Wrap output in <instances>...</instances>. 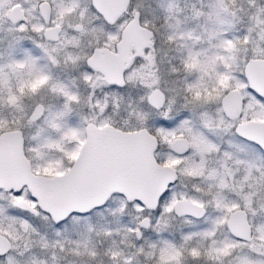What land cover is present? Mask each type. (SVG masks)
Segmentation results:
<instances>
[{
	"label": "snow or ice",
	"instance_id": "snow-or-ice-1",
	"mask_svg": "<svg viewBox=\"0 0 264 264\" xmlns=\"http://www.w3.org/2000/svg\"><path fill=\"white\" fill-rule=\"evenodd\" d=\"M5 2L0 264H264V0Z\"/></svg>",
	"mask_w": 264,
	"mask_h": 264
},
{
	"label": "rangeland",
	"instance_id": "rangeland-1",
	"mask_svg": "<svg viewBox=\"0 0 264 264\" xmlns=\"http://www.w3.org/2000/svg\"><path fill=\"white\" fill-rule=\"evenodd\" d=\"M6 3V2H5ZM143 3L145 4V7H146V10L151 7V3H150V0H143ZM6 6H8L6 4ZM28 5H25V8H27ZM156 7V6H155ZM157 23H159L157 21ZM0 35H4L3 33H0ZM3 49V45H0V50ZM39 67L43 68L45 71L48 70V65H47V61L46 60H43L41 59L39 61ZM70 73V75H69ZM52 75L54 77H59L61 79H63L64 77L66 78V80L72 75V72L71 70L69 69H53L52 70ZM68 77V78H67ZM25 79L27 78L26 74H25ZM64 78V79H65ZM7 79L11 82H15L17 80V75L14 74V73H8L7 75ZM48 96V92L46 89H41L40 92H38L36 94V99H39V98H42V97H47ZM33 98L32 97H28L27 100L25 101L26 105L32 100ZM117 119H121V117L117 116L116 117ZM124 119H126V117H124ZM34 131V129H26L25 132H26V135H30L32 132ZM42 152H43V156L44 155H56V152H50V151H47L45 149H42ZM58 157V156H57Z\"/></svg>",
	"mask_w": 264,
	"mask_h": 264
},
{
	"label": "trees",
	"instance_id": "trees-1",
	"mask_svg": "<svg viewBox=\"0 0 264 264\" xmlns=\"http://www.w3.org/2000/svg\"><path fill=\"white\" fill-rule=\"evenodd\" d=\"M0 3H3L4 6L7 7L5 0H0ZM150 3L152 4L151 8H155V6L157 5V0H150ZM42 154H43V152H42ZM57 156H58V153H56V155H53V156L52 155H47V156L44 155L43 156V158H44L43 162L46 164H51V165L55 166L57 164L58 159H59V157H57Z\"/></svg>",
	"mask_w": 264,
	"mask_h": 264
},
{
	"label": "flooded vegetation",
	"instance_id": "flooded-vegetation-1",
	"mask_svg": "<svg viewBox=\"0 0 264 264\" xmlns=\"http://www.w3.org/2000/svg\"><path fill=\"white\" fill-rule=\"evenodd\" d=\"M69 75H70V73H69ZM64 78H65V77H64ZM64 78H63V80H66V78H65V79H64ZM67 78H68V77H67Z\"/></svg>",
	"mask_w": 264,
	"mask_h": 264
}]
</instances>
